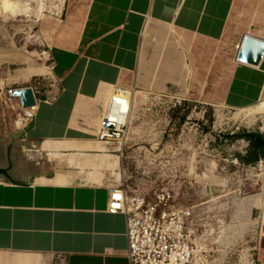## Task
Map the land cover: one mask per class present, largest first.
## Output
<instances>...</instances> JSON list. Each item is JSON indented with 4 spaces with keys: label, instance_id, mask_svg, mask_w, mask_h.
<instances>
[{
    "label": "crops",
    "instance_id": "1",
    "mask_svg": "<svg viewBox=\"0 0 264 264\" xmlns=\"http://www.w3.org/2000/svg\"><path fill=\"white\" fill-rule=\"evenodd\" d=\"M43 21L47 91L36 93L21 128L0 129V255L31 264H129L126 218L108 211L112 186L84 181L65 141L96 142L117 88L135 91L134 101L144 93L230 109L264 104V56L258 64L237 58L246 33L264 39V0H65ZM36 70L22 68L13 82L30 81ZM55 141L63 145L57 159L47 148ZM263 158L264 146L247 164ZM261 192L264 214V175Z\"/></svg>",
    "mask_w": 264,
    "mask_h": 264
},
{
    "label": "rangeland",
    "instance_id": "2",
    "mask_svg": "<svg viewBox=\"0 0 264 264\" xmlns=\"http://www.w3.org/2000/svg\"><path fill=\"white\" fill-rule=\"evenodd\" d=\"M50 15L44 13L38 19L32 13L17 17L0 13V86L4 88L0 93V129L21 128L23 125L17 124L20 118L27 119L24 124L30 118L17 106L19 99L3 105L10 87L31 84L37 87V96L47 91L52 72L42 28ZM28 65L38 69L31 80L14 83L18 72ZM43 67L46 70H39ZM153 104L152 95L144 93L134 101L124 156L110 153V148L101 144L109 155L99 176H92L93 168L84 166L83 180L121 186L130 196L141 193L148 198L159 189L172 187L177 203L194 209L203 220L200 224L207 222L215 229L224 224L222 232H228L240 247L257 244L261 232L264 234L263 175L237 156L252 143L244 134L264 135V113L258 112L264 104L230 109L184 101L169 111L168 103L160 108ZM199 120L204 122L202 134L195 125ZM32 260L0 255V264H31Z\"/></svg>",
    "mask_w": 264,
    "mask_h": 264
},
{
    "label": "built area",
    "instance_id": "3",
    "mask_svg": "<svg viewBox=\"0 0 264 264\" xmlns=\"http://www.w3.org/2000/svg\"><path fill=\"white\" fill-rule=\"evenodd\" d=\"M64 1L43 0V13L60 14ZM28 2L32 9L37 7V0ZM31 88L36 97L37 87ZM134 94L135 91L123 88L112 92L95 137L98 143L106 146L119 144L120 148L108 150L119 157L124 156L130 135ZM152 98L156 108L168 103V111L180 107L185 101L181 97L166 94H155ZM11 101L6 96L3 105L7 107ZM17 106L24 110L20 101ZM195 125L201 134L205 131L203 120L195 122ZM252 166L264 175V159ZM108 211L126 218V254L129 264H260L258 243L240 247L235 238L230 239L228 234L219 238L224 224L216 229L207 222L200 224L203 220L194 209L177 203L172 187L159 189L153 197L148 198L141 193L130 196L121 186H113L109 190Z\"/></svg>",
    "mask_w": 264,
    "mask_h": 264
},
{
    "label": "bare ground",
    "instance_id": "4",
    "mask_svg": "<svg viewBox=\"0 0 264 264\" xmlns=\"http://www.w3.org/2000/svg\"><path fill=\"white\" fill-rule=\"evenodd\" d=\"M29 5L30 4L28 0H25L24 3L21 2L20 0H0V12L4 14L16 15L18 11H20V15L26 14L27 16H30L31 11L34 10L32 14H37L38 19L44 16L43 0H37V7L35 9H32ZM34 108L35 107H30L24 109L23 111L26 113V111H32ZM258 112L264 113V105L261 106ZM20 120H22V118H20ZM62 146H63L62 142L55 141L54 143H52V145L47 147L48 155L55 157L57 159V157H59L62 153L61 151ZM65 147L70 149L71 153L74 156L79 157V163L82 168L84 166L92 167L93 168L92 176H96V177L99 176L100 170L102 169V166L109 155V152L105 148L101 147V143H98L97 141L89 144H83L75 141H65ZM111 148L118 149L120 148V145L117 144L111 146ZM112 172L113 169H111L110 173ZM262 206H263V200H262ZM227 234L228 232L224 231L221 233V235H219V238H223L224 237L223 235L227 236Z\"/></svg>",
    "mask_w": 264,
    "mask_h": 264
},
{
    "label": "water",
    "instance_id": "5",
    "mask_svg": "<svg viewBox=\"0 0 264 264\" xmlns=\"http://www.w3.org/2000/svg\"><path fill=\"white\" fill-rule=\"evenodd\" d=\"M264 56V39L246 33L238 52V60L258 64ZM11 99H19L24 109L36 105V97L31 87L13 88L8 90Z\"/></svg>",
    "mask_w": 264,
    "mask_h": 264
},
{
    "label": "trees",
    "instance_id": "6",
    "mask_svg": "<svg viewBox=\"0 0 264 264\" xmlns=\"http://www.w3.org/2000/svg\"><path fill=\"white\" fill-rule=\"evenodd\" d=\"M244 137H247L252 143H251V150L249 151L248 157H242L241 155H238L237 158L244 161L245 163H248L252 160L257 159V153L263 152V146H264V135L260 133L256 134H244Z\"/></svg>",
    "mask_w": 264,
    "mask_h": 264
}]
</instances>
